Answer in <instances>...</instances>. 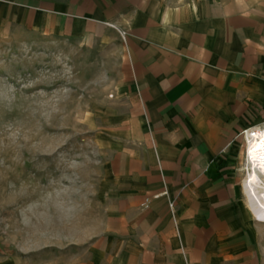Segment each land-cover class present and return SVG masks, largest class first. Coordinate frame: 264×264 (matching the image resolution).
Returning <instances> with one entry per match:
<instances>
[{
  "label": "crops",
  "instance_id": "1",
  "mask_svg": "<svg viewBox=\"0 0 264 264\" xmlns=\"http://www.w3.org/2000/svg\"><path fill=\"white\" fill-rule=\"evenodd\" d=\"M12 28L118 41L101 224L75 264H264L241 179L244 132L264 128V0H0Z\"/></svg>",
  "mask_w": 264,
  "mask_h": 264
},
{
  "label": "rangeland",
  "instance_id": "2",
  "mask_svg": "<svg viewBox=\"0 0 264 264\" xmlns=\"http://www.w3.org/2000/svg\"><path fill=\"white\" fill-rule=\"evenodd\" d=\"M120 67L112 37L0 30V264H75L100 229L95 114Z\"/></svg>",
  "mask_w": 264,
  "mask_h": 264
},
{
  "label": "bare ground",
  "instance_id": "3",
  "mask_svg": "<svg viewBox=\"0 0 264 264\" xmlns=\"http://www.w3.org/2000/svg\"><path fill=\"white\" fill-rule=\"evenodd\" d=\"M249 133L244 147L249 172L243 180V189L251 205L264 213V131L256 130L252 136Z\"/></svg>",
  "mask_w": 264,
  "mask_h": 264
},
{
  "label": "built area",
  "instance_id": "4",
  "mask_svg": "<svg viewBox=\"0 0 264 264\" xmlns=\"http://www.w3.org/2000/svg\"><path fill=\"white\" fill-rule=\"evenodd\" d=\"M263 79H264V76H263ZM256 130H263L264 131V128L254 129V130H249V131L244 132V141L246 142V138H247V133L248 132H250L249 135L252 136L253 132L256 131Z\"/></svg>",
  "mask_w": 264,
  "mask_h": 264
}]
</instances>
